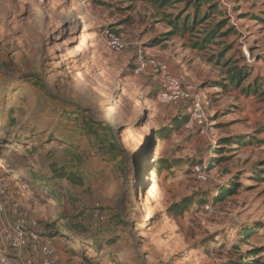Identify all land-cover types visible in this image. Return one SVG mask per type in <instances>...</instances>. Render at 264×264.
Masks as SVG:
<instances>
[{
  "label": "rangeland",
  "instance_id": "obj_1",
  "mask_svg": "<svg viewBox=\"0 0 264 264\" xmlns=\"http://www.w3.org/2000/svg\"><path fill=\"white\" fill-rule=\"evenodd\" d=\"M201 1L0 0V264H41L31 233L62 249L54 264H264V0ZM139 48L204 102L206 127L136 67Z\"/></svg>",
  "mask_w": 264,
  "mask_h": 264
},
{
  "label": "built area",
  "instance_id": "obj_2",
  "mask_svg": "<svg viewBox=\"0 0 264 264\" xmlns=\"http://www.w3.org/2000/svg\"><path fill=\"white\" fill-rule=\"evenodd\" d=\"M109 46L116 51H123L126 45L120 42L115 36L111 35L108 31L104 34ZM135 64L136 67L143 73H148L154 77L161 76V92L173 103L185 106L187 114L190 120L198 128L206 127L208 118L205 110V104L197 96H195L184 85L183 81L176 76L169 74L168 72L162 76V69L159 63L153 59L148 58L143 52V49L139 48L136 51ZM206 166L196 165L193 168V173L200 181H206ZM0 194L3 191L0 190ZM4 214V205L0 201V215ZM16 239L18 240L20 247L26 246L28 241L27 237V224L25 221H19L14 228ZM30 250L35 258H39L41 264H54L53 257L55 255L54 242L50 238H43L36 234L31 233L29 235ZM42 242V244H41Z\"/></svg>",
  "mask_w": 264,
  "mask_h": 264
},
{
  "label": "trees",
  "instance_id": "obj_3",
  "mask_svg": "<svg viewBox=\"0 0 264 264\" xmlns=\"http://www.w3.org/2000/svg\"><path fill=\"white\" fill-rule=\"evenodd\" d=\"M129 1H134V0H129ZM200 1L201 0H197V2H200ZM164 4H165L164 1L160 2V6L161 7ZM203 4H207L209 6V9H211V10L214 7H216V6H214V2L212 0H202L201 3H199V4L195 5V6L198 7V6H202ZM215 11H216V9L213 10V12H215ZM189 21H190V25H189ZM168 22L174 29H180V30H183V31H191L192 28H193V25L198 23V20H195V19L192 18L191 20L189 19L187 21L182 20L181 23H180V19L175 17V19L169 20ZM218 28H222V26L219 25L216 29H212L207 34V36L202 40V42L199 43L201 45H198V46H200L202 48L204 46L203 43H210V41L214 38V35L216 34V30H218ZM229 32L231 33L232 29H228L227 33H229ZM170 34H173V32L169 33L168 35H170ZM164 40H168V37H166ZM232 73H233L232 76L229 77V81H230V84L233 85L234 87H239L240 85H242V83H244V81L248 77V71L246 69H235ZM249 85H252V87H250ZM249 85L246 87V90L249 91V92L255 91L258 88V85L256 84V82H255V84H254V82H252ZM219 86H222V84L219 83ZM187 116L189 117L188 114H187ZM184 119H186V117H183L181 119L180 123H185L186 120H184ZM90 123L94 127L93 130H95L96 134L103 135L105 141H109V140H107V138H106V136L104 134L105 130L108 129V126L106 124H98V123L95 124L93 121H90ZM180 123L177 122L176 125L178 126ZM242 140H243V138H240V137H235V138L230 137V138L223 139L222 142H223L224 145H228V146H229V144L242 145V143H243ZM108 144H110L112 146H115L116 143H115V141H113V138H112V140L109 141ZM221 149H222V147L218 148V150H216L215 153L221 151ZM203 162H205V161H203ZM211 164H213V163H210L209 161H207V165H208L207 167H210ZM159 166H161V165H159ZM120 169H121V174H123L124 171H125V168H123V166H120ZM260 174L261 175H259V176H260V178H262V176H264V170L260 171ZM60 176L66 178L71 183H75V184H80L81 183L80 181H77L76 177L73 176L72 174L70 175V174H67V173H62V175H60ZM231 191H233V190H231ZM229 193H230V191L229 192L227 191V192L223 193L222 196L228 195ZM179 207L183 208L182 205L177 206L175 208L174 212L180 213L182 211V209H180ZM248 235H249V232L248 231H244V232H242V235H240V236L246 237ZM258 254L259 253L257 252V250H254V251H252L250 256H252V257L253 256H257ZM257 263H259V261H257L256 259H253L250 263H247V264H257ZM225 264H235V263L234 262H228V263H225ZM239 264H243V263H239ZM259 264H263V263H259Z\"/></svg>",
  "mask_w": 264,
  "mask_h": 264
},
{
  "label": "crops",
  "instance_id": "obj_4",
  "mask_svg": "<svg viewBox=\"0 0 264 264\" xmlns=\"http://www.w3.org/2000/svg\"><path fill=\"white\" fill-rule=\"evenodd\" d=\"M56 244V243H55ZM54 247H55V250H56V254H58V255H62V253H60V251L62 250V249H60V248H58V247H56V245H54ZM32 253V252H31ZM35 258V257H34ZM36 259H39V258H36ZM40 260V259H39Z\"/></svg>",
  "mask_w": 264,
  "mask_h": 264
}]
</instances>
